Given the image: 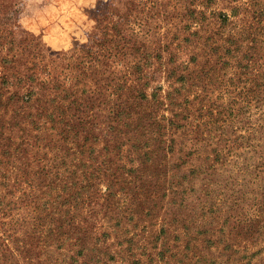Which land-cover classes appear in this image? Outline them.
<instances>
[{
    "label": "rangeland",
    "instance_id": "1",
    "mask_svg": "<svg viewBox=\"0 0 264 264\" xmlns=\"http://www.w3.org/2000/svg\"><path fill=\"white\" fill-rule=\"evenodd\" d=\"M0 264H264V0H0Z\"/></svg>",
    "mask_w": 264,
    "mask_h": 264
},
{
    "label": "trees",
    "instance_id": "2",
    "mask_svg": "<svg viewBox=\"0 0 264 264\" xmlns=\"http://www.w3.org/2000/svg\"><path fill=\"white\" fill-rule=\"evenodd\" d=\"M135 101H136V104H137V106H141V104H143V103H146V101H147V95L143 92V91H139V93L137 94V96H136V99H135ZM233 155V154H232ZM108 171V170H107ZM81 200H83V198H81ZM89 203V202H88ZM53 215H57V213H54L53 212ZM70 224V223H69ZM81 253V252H80ZM80 253H77V255H82V254H80Z\"/></svg>",
    "mask_w": 264,
    "mask_h": 264
}]
</instances>
